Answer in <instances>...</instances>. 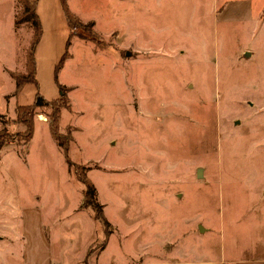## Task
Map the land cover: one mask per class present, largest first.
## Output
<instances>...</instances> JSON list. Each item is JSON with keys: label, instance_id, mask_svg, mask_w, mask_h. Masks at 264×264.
I'll use <instances>...</instances> for the list:
<instances>
[{"label": "rangeland", "instance_id": "374dc122", "mask_svg": "<svg viewBox=\"0 0 264 264\" xmlns=\"http://www.w3.org/2000/svg\"><path fill=\"white\" fill-rule=\"evenodd\" d=\"M67 3L95 26L63 34L46 25L38 84L18 98L12 72H27L33 31L15 24L20 0H0V131L8 140L0 224L13 216L21 229L23 210H36L38 231L47 224L56 243L73 237L70 264L91 243V253L100 250L106 235L95 211L78 210L83 166L115 232L93 264H215L264 253V0ZM67 49L58 81L71 88L72 109L60 120L61 134L73 136L71 167L49 125L36 121L49 122L51 109H37L28 145L16 119V105L38 92L61 95L55 69Z\"/></svg>", "mask_w": 264, "mask_h": 264}, {"label": "crops", "instance_id": "0c3cea01", "mask_svg": "<svg viewBox=\"0 0 264 264\" xmlns=\"http://www.w3.org/2000/svg\"><path fill=\"white\" fill-rule=\"evenodd\" d=\"M37 2V13L41 19L43 25V34L44 28H49L53 30L54 33L59 29L60 32L64 34L69 30V24L67 18L65 16V12L62 6L61 0H35ZM43 36V35H42ZM42 38L40 43L36 49V76L39 75V65H38V51L42 42ZM25 51L23 52V54ZM26 66L24 65V69ZM29 82L25 83L23 87L20 89L18 93L15 94L16 97L20 98L23 95V91L26 88ZM15 92V91H14ZM56 98V97H55ZM19 101H17L18 103ZM33 97L29 103H18V105H31L33 104ZM1 115L4 116L0 112ZM17 119V118H16ZM1 120V119H0ZM2 121V120H1ZM36 121H40L42 123H46L49 125V122L37 119ZM16 123V122H15ZM13 123V124H15ZM50 128V125H49ZM51 131V130H50ZM52 134V133H51ZM34 136V135H33ZM34 137L30 141L33 140ZM53 140L57 143V141L52 136ZM29 141V142H30ZM28 142V143H29ZM27 143V145H28ZM8 144V140H6L5 145ZM2 147V149L4 148ZM1 149V151H2ZM85 188L83 189V197L81 198L80 203L78 204V210L81 208H92L84 206L85 200ZM99 199V195H98ZM104 205V204H102ZM105 208V205H104ZM93 209V208H92ZM94 210V209H93ZM23 218L24 224L23 227L17 228L14 223V217H8L9 221L0 224V264H70V246L74 243V239L72 237L63 238L60 236L58 242L53 241L51 239L50 233L47 231L48 225L44 226V228L39 227V231L37 230V211L24 209L23 210ZM95 217V213L93 215ZM1 219V218H0ZM95 219H97L95 217ZM109 220V219H108ZM100 222V221H99ZM101 223V222H100ZM102 224V223H101ZM112 224V222H111ZM113 225V224H112ZM103 226V224H102ZM104 235H105V228ZM115 234L113 232L111 237ZM110 239L107 240L108 243L104 245L100 250H96L90 255L88 254L89 249L94 243L89 244L87 250L85 249V253L82 257L81 262L77 264H93L91 263L90 258L99 256L105 252V250L110 245ZM68 240V241H67ZM58 248V249H57ZM256 254L237 257V258H229V259H220L212 261V263L217 264H264V253H262L261 247L257 248ZM180 263H189L186 258L181 259Z\"/></svg>", "mask_w": 264, "mask_h": 264}, {"label": "trees", "instance_id": "16d2710c", "mask_svg": "<svg viewBox=\"0 0 264 264\" xmlns=\"http://www.w3.org/2000/svg\"><path fill=\"white\" fill-rule=\"evenodd\" d=\"M62 6L65 12V16L67 18L68 24L70 28L73 27H82L86 30H91L95 26V21L91 20L88 22H84L79 17H77L69 8L67 0H61ZM21 9L16 15L15 24L16 26L22 27L25 24H29L33 31V36L30 40L29 48L27 49V72L24 74L12 72L13 78L16 80V90L15 93H18L23 85L27 82L38 84L37 76H36V49L38 44L41 41L43 35V25L41 19L37 13V2L35 0H20ZM73 37V33L71 32L68 40H67V48L71 44V39ZM70 57L68 49L62 55L59 63L56 65L55 69V80L58 84L61 95L55 99H46L39 92L36 94L35 102L31 105H18L16 107L17 113V121L25 125L26 130L20 134L19 142H24L26 145L33 137L35 130V117L37 115V109H44L47 111L51 109L50 112L47 113L49 116V125L52 136L57 141L58 145L61 147L65 160L69 167L72 166V161L70 159L69 150H70V141L72 139V132H69L67 135L61 134L60 132V120H61V111L63 108H67L71 110V105L68 103V93L71 90L70 87H65L58 81V73L59 70L64 65L65 61ZM0 119L3 120V115L0 114ZM6 134L7 131L5 129L0 131V151L6 142ZM83 166H78L76 170V176L79 181L85 184V200L84 206L92 207L95 211V217L103 224L105 228L106 239L104 245L107 240L113 233V226L111 222L105 215L104 205H102L98 201V193L95 183L89 178V176L84 172ZM92 249L88 251L87 255L91 254Z\"/></svg>", "mask_w": 264, "mask_h": 264}]
</instances>
